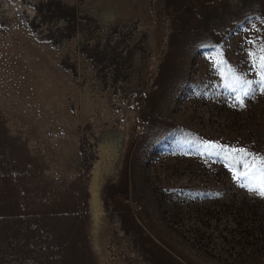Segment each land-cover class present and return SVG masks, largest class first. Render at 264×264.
<instances>
[{
  "label": "rangeland",
  "instance_id": "1",
  "mask_svg": "<svg viewBox=\"0 0 264 264\" xmlns=\"http://www.w3.org/2000/svg\"><path fill=\"white\" fill-rule=\"evenodd\" d=\"M262 49L264 0H0V264H264Z\"/></svg>",
  "mask_w": 264,
  "mask_h": 264
},
{
  "label": "bare ground",
  "instance_id": "2",
  "mask_svg": "<svg viewBox=\"0 0 264 264\" xmlns=\"http://www.w3.org/2000/svg\"><path fill=\"white\" fill-rule=\"evenodd\" d=\"M113 8V7H112ZM116 8V7H115ZM108 10H110V9H108ZM116 11H118L117 9H116ZM107 12V11H106ZM116 13V12H115ZM123 13V12H122ZM122 13H120V14H122ZM114 14V13H113ZM110 16V15H109ZM12 45V44H11ZM24 51V50H23ZM24 53H26V52H24ZM15 54V53H14ZM25 57V56H24ZM23 57V58H24ZM23 58H19V57H16V59L14 60V65H15V70L17 71V73L16 74H21L22 75V79H21V83H22V85H24L25 87H27L28 85H33V87H30V88H34V90L32 91L33 92V94L31 93V95H32V99L33 100H39V99H42V97L44 96V94L43 95H41L40 94V89H41V87L44 85V83H45V79H44V74L43 73H41V74H39V73H37L36 71H34V70H31L32 69V66H30L31 67V69L29 68V67H25V63L27 62V59H26V57L23 59ZM30 58V57H29ZM26 59V60H25ZM36 59H38V58H36ZM31 61V60H30ZM40 63V62H39ZM41 64V63H40ZM39 64V65H40ZM43 64V63H42ZM41 64V65H42ZM31 65V64H30ZM44 66V65H43ZM35 68H36V65H35ZM39 68V67H38ZM12 73V72H11ZM15 82V81H14ZM43 84V85H42ZM45 86L46 87H48L46 84H45ZM23 91V90H22ZM27 92H31L29 89H27ZM26 92V93H27ZM23 93V92H22ZM22 96V95H21ZM24 96V95H23ZM26 96V95H25ZM29 96V95H28ZM27 96V97H28ZM48 96V95H47ZM44 98H45V96H44ZM61 98V97H60ZM37 100V101H38ZM46 100V99H45ZM45 100H43V102L45 101ZM40 101V100H39ZM46 103V102H45ZM44 106H43V110L41 111L43 114H47L48 113V111H49V107L47 106V105H45L44 103H42ZM39 105V104H38ZM36 109V108H35ZM64 117V115H62L61 116V118H63ZM61 120V119H60ZM119 133V135H122V134H120V132H118ZM122 136H124V135H122ZM127 137V136H126ZM126 139V138H125ZM121 140V139H120ZM123 141V140H122ZM125 141V140H124ZM121 144V143H120ZM125 144V143H124ZM123 144V145H124ZM122 145V146H123Z\"/></svg>",
  "mask_w": 264,
  "mask_h": 264
},
{
  "label": "snow or ice",
  "instance_id": "3",
  "mask_svg": "<svg viewBox=\"0 0 264 264\" xmlns=\"http://www.w3.org/2000/svg\"><path fill=\"white\" fill-rule=\"evenodd\" d=\"M260 59L262 61V65H264V56L260 57ZM245 94L247 95V92ZM237 99H239V97H237ZM233 151H236V150L234 149ZM240 151H245V150L241 149ZM257 159H259L260 161V166L258 167L255 161L251 164V169H256L257 174L251 178V182L247 186H249L250 190H253V191L258 190V193L264 196V158H257ZM245 167L248 168L249 165L245 164ZM249 174L250 172L239 173L236 178H239V176L248 177Z\"/></svg>",
  "mask_w": 264,
  "mask_h": 264
}]
</instances>
